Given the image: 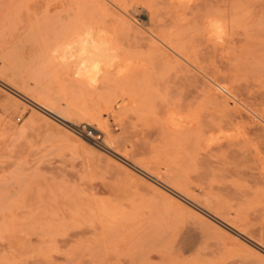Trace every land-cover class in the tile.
<instances>
[{
    "label": "rangeland",
    "instance_id": "rangeland-1",
    "mask_svg": "<svg viewBox=\"0 0 264 264\" xmlns=\"http://www.w3.org/2000/svg\"><path fill=\"white\" fill-rule=\"evenodd\" d=\"M226 2L224 40L202 61L217 102L194 93L185 124L162 91L107 93L129 100L120 108L55 90L49 0H0V264H264L254 242L132 164L264 245V149L238 124L258 133L264 118V0Z\"/></svg>",
    "mask_w": 264,
    "mask_h": 264
},
{
    "label": "bare ground",
    "instance_id": "bare-ground-1",
    "mask_svg": "<svg viewBox=\"0 0 264 264\" xmlns=\"http://www.w3.org/2000/svg\"><path fill=\"white\" fill-rule=\"evenodd\" d=\"M227 14L226 0H49L47 39L50 84L62 94L96 93L99 95L95 100L97 104L107 107L115 104L120 108L129 100L122 96L109 98L107 93L134 95L140 91H162L168 104L178 111L175 121L186 124L188 118H193V99L202 96L217 102V96L211 92L212 84L216 82L205 73L202 61L208 42L214 35L220 42L224 40ZM235 17L239 15H235L234 20ZM221 49L223 51L222 43ZM221 58H224L223 52ZM224 68L225 65L221 64V69ZM216 87L229 93L220 85ZM194 93L199 95L193 96ZM28 99L47 112L67 120L64 114L55 112L42 99ZM183 104L192 110L181 112L179 106ZM259 118L261 125L254 128L261 130L258 133L244 126L240 120L238 124L252 132L259 148L264 149V118ZM238 124H233V128ZM220 127L218 123H210L205 129L215 132ZM205 129H201L202 133H206ZM190 132L193 135V129L187 127L184 134ZM245 142L244 138L242 141L228 140V143L239 147ZM257 152L253 151V157L259 160ZM132 164L140 173L151 177L205 214L231 226L239 238L254 242L264 251V245L243 231L142 167ZM181 175L178 172L175 176L180 178Z\"/></svg>",
    "mask_w": 264,
    "mask_h": 264
}]
</instances>
